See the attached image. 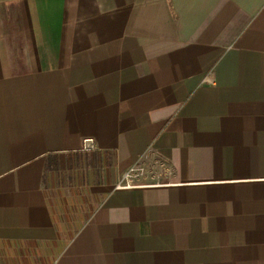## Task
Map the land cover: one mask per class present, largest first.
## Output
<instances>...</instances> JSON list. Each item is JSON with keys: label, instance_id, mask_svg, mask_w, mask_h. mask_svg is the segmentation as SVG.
Returning <instances> with one entry per match:
<instances>
[{"label": "crops", "instance_id": "crops-1", "mask_svg": "<svg viewBox=\"0 0 264 264\" xmlns=\"http://www.w3.org/2000/svg\"><path fill=\"white\" fill-rule=\"evenodd\" d=\"M0 264H264V0H0Z\"/></svg>", "mask_w": 264, "mask_h": 264}, {"label": "rangeland", "instance_id": "rangeland-1", "mask_svg": "<svg viewBox=\"0 0 264 264\" xmlns=\"http://www.w3.org/2000/svg\"><path fill=\"white\" fill-rule=\"evenodd\" d=\"M90 163H95L97 166L98 156L63 154L51 159L47 171L46 181L53 202L58 203L60 211L62 207L69 208L72 212L73 208L78 209V221L89 213L94 204L86 187L87 183L92 181V179L89 180L90 174L87 173V170L91 171ZM74 214L72 213V216ZM62 220L68 221L69 213L68 215L62 213Z\"/></svg>", "mask_w": 264, "mask_h": 264}, {"label": "built area", "instance_id": "built-area-1", "mask_svg": "<svg viewBox=\"0 0 264 264\" xmlns=\"http://www.w3.org/2000/svg\"><path fill=\"white\" fill-rule=\"evenodd\" d=\"M144 173V168L138 166H132L125 174L124 179L132 181L135 177Z\"/></svg>", "mask_w": 264, "mask_h": 264}, {"label": "water", "instance_id": "water-1", "mask_svg": "<svg viewBox=\"0 0 264 264\" xmlns=\"http://www.w3.org/2000/svg\"><path fill=\"white\" fill-rule=\"evenodd\" d=\"M85 144H86V147H91V140H86Z\"/></svg>", "mask_w": 264, "mask_h": 264}]
</instances>
